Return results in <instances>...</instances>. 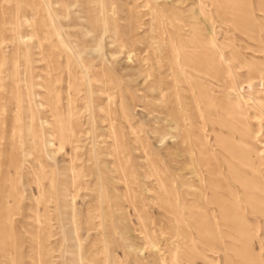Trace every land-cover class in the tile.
Returning <instances> with one entry per match:
<instances>
[{
	"label": "rangeland",
	"instance_id": "1",
	"mask_svg": "<svg viewBox=\"0 0 264 264\" xmlns=\"http://www.w3.org/2000/svg\"><path fill=\"white\" fill-rule=\"evenodd\" d=\"M0 264H264V0H0Z\"/></svg>",
	"mask_w": 264,
	"mask_h": 264
}]
</instances>
